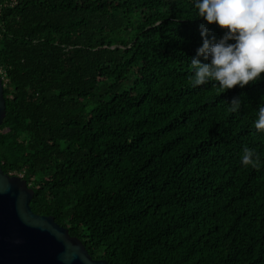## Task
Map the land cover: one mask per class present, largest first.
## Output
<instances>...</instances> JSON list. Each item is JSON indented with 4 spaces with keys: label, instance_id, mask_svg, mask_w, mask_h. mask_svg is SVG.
Wrapping results in <instances>:
<instances>
[{
    "label": "trees",
    "instance_id": "16d2710c",
    "mask_svg": "<svg viewBox=\"0 0 264 264\" xmlns=\"http://www.w3.org/2000/svg\"><path fill=\"white\" fill-rule=\"evenodd\" d=\"M196 12L193 0H0L1 166L95 258L264 264V73L221 94L192 87Z\"/></svg>",
    "mask_w": 264,
    "mask_h": 264
},
{
    "label": "clouds",
    "instance_id": "9594fccd",
    "mask_svg": "<svg viewBox=\"0 0 264 264\" xmlns=\"http://www.w3.org/2000/svg\"><path fill=\"white\" fill-rule=\"evenodd\" d=\"M196 15L201 24L203 43L192 58L189 80L192 87L212 83L221 94L235 87L244 88L256 84L264 73V0H193ZM216 24L224 35L217 41L209 38L207 25ZM234 41V42H230ZM203 56L207 63L198 59ZM264 99V98H262ZM241 99L233 98L228 104L229 113H237ZM254 127L264 132V103L258 106ZM242 165L260 170L261 158L254 149L245 147Z\"/></svg>",
    "mask_w": 264,
    "mask_h": 264
},
{
    "label": "water",
    "instance_id": "95a60500",
    "mask_svg": "<svg viewBox=\"0 0 264 264\" xmlns=\"http://www.w3.org/2000/svg\"><path fill=\"white\" fill-rule=\"evenodd\" d=\"M6 110L0 70V125ZM34 194L23 174L5 172L0 161V264H112L93 257L54 215L35 212Z\"/></svg>",
    "mask_w": 264,
    "mask_h": 264
}]
</instances>
